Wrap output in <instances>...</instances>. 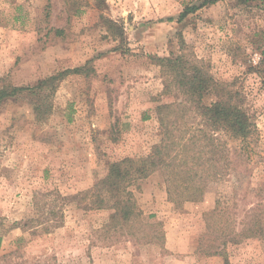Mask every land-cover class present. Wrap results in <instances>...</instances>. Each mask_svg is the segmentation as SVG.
Instances as JSON below:
<instances>
[{
  "label": "rangeland",
  "instance_id": "1",
  "mask_svg": "<svg viewBox=\"0 0 264 264\" xmlns=\"http://www.w3.org/2000/svg\"><path fill=\"white\" fill-rule=\"evenodd\" d=\"M102 1L0 0V87H34L57 76L45 89L46 117L36 116L27 93L0 105V264H264V237L203 251L223 240L225 223L240 232L250 211L264 206V95L249 72L262 58L254 41L264 36L263 9L221 0L180 21L203 0ZM103 18L119 23L122 36ZM179 53L252 93L258 133L249 146L218 133L232 167L206 179L200 200L173 202L160 171L128 184L162 234L137 242L120 226L104 229L112 209H85L80 198L112 162L144 157L159 143L158 106L183 99L164 93L166 72L152 56ZM77 67L84 70L73 72ZM56 191L79 196L59 208V227L31 234L13 226L36 215V194L51 192V200Z\"/></svg>",
  "mask_w": 264,
  "mask_h": 264
},
{
  "label": "trees",
  "instance_id": "2",
  "mask_svg": "<svg viewBox=\"0 0 264 264\" xmlns=\"http://www.w3.org/2000/svg\"><path fill=\"white\" fill-rule=\"evenodd\" d=\"M219 1L221 0H203L201 4L189 5L180 13L178 19L182 21L200 8ZM103 2L104 0L101 3ZM236 2L244 5L255 4L264 11V0ZM103 20L113 29L115 35L122 36L123 29L119 23L111 18ZM254 42L260 49L262 58L258 65L251 66L249 72H254L259 78L258 91L264 95V36H258ZM152 57L166 72L164 93L175 92L181 95L183 100L158 106L163 136L149 154L112 162L107 175L99 180L92 190L83 192L80 198L85 209H112L110 221L105 224L104 229L111 231L120 226L121 231L134 237L137 242L159 240L162 234L156 230L157 224L144 218L134 195L127 190L128 184L160 171L166 177L167 192L173 202L178 203L177 197L183 200H200L204 197L206 179L222 174L225 165L228 169L232 167L229 149L224 148L218 133L224 131L246 146L256 140L258 133L252 110V93L241 83L216 79L203 60L188 57L183 53L170 56L157 54ZM83 70L82 67L72 69L76 73ZM55 79L57 76L44 78L34 87L3 85L0 87V105L9 98L27 93L34 97L36 116L44 118L51 111L48 102L45 103V89L51 86ZM50 194L53 193L36 194L33 199L36 215L16 221L13 226L28 229L31 234L49 233L59 227L63 217L59 208H62L67 200H79V196L66 198L56 191V197L48 200ZM90 196L94 197L90 202H86L84 199ZM259 207L250 211L249 221L240 232L228 230V224L225 223L222 231L225 237L223 240H215L212 245H203L205 254H211L210 246L215 243L225 245L229 242L237 243L245 237H264V206ZM1 241L0 234V244ZM220 252L216 250L214 254ZM226 264L230 263L226 261Z\"/></svg>",
  "mask_w": 264,
  "mask_h": 264
}]
</instances>
